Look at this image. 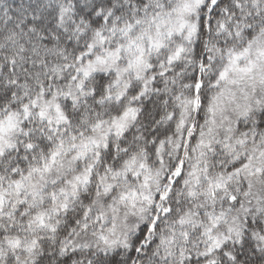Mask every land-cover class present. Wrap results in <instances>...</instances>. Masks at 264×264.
Wrapping results in <instances>:
<instances>
[{"label":"trees","instance_id":"1","mask_svg":"<svg viewBox=\"0 0 264 264\" xmlns=\"http://www.w3.org/2000/svg\"><path fill=\"white\" fill-rule=\"evenodd\" d=\"M183 1L0 0V124L25 106L32 109L22 124L21 139L0 159V176L5 181L44 165L61 140L85 137L96 124L130 107L138 110L137 122L129 131L101 151L90 191L76 196L80 208L64 219L66 227L59 228L54 241L48 242L53 237L41 241L42 250L23 264H264V248L248 232L242 240L205 251L201 230L183 224L185 214L198 203L180 179L163 200L167 211L158 212L156 207L154 214L153 203L154 227L145 224L126 250L99 253L64 247L76 231L73 220L88 201L109 188V181L131 153H141L149 164L155 163L157 147L174 137L183 109L192 112L197 91L200 102L195 126L205 119L221 83L228 51L239 41L247 43L264 21V6L254 18L251 9L243 12L246 5L252 8L253 0H219L213 9L211 0H203L196 11L192 39L175 33L163 47L145 50L148 65L142 76L123 75L122 57L107 59L108 54L116 55L118 45L151 33ZM98 58L110 67L101 69L96 64L85 73ZM41 95L58 99L67 125L54 129L37 115L39 108L32 103ZM4 225L12 226L18 235L24 224L23 220L16 225L1 221L0 242L9 235ZM2 248L4 264H15L22 256L19 250Z\"/></svg>","mask_w":264,"mask_h":264},{"label":"rangeland","instance_id":"2","mask_svg":"<svg viewBox=\"0 0 264 264\" xmlns=\"http://www.w3.org/2000/svg\"><path fill=\"white\" fill-rule=\"evenodd\" d=\"M202 1L184 0L151 33L118 45L116 55L108 54L107 59L122 57L123 75L142 76L148 65L145 50L163 47L175 33H184V40L192 39ZM218 1L211 0L210 8ZM261 1L253 0L252 8L246 5L243 12L251 9V17L258 16L264 6ZM250 36L247 43L239 41L228 51L221 83L205 119L195 126L200 102L197 91L191 101L192 112L184 108L174 137L157 147L155 163L149 164L141 153H131L109 181V188L88 201L79 217L75 215L76 231L64 247L99 253L126 250L145 224L154 227L153 203L154 214L156 207L158 212L167 211L163 200L180 179L198 203L185 214L183 224L201 230V245L207 253L242 240L246 232L264 248V21ZM105 60L96 59L85 73L96 64L101 69L110 67ZM32 104L48 126L59 129L67 125V115L56 97L41 95ZM30 110L25 106L1 122L0 159L21 139L22 124L29 119ZM137 119L138 110L130 107L96 124L85 137L61 140L50 160L25 176L6 181L0 176V223L16 225L23 220L24 224L18 235L12 226L4 225L9 235L0 242V264L6 255L3 246L8 251L19 250L22 256L15 264H23L42 250L41 241L52 237L48 242L54 241L59 228L66 227L63 221L67 215L80 208L79 195L90 191L101 151L128 132Z\"/></svg>","mask_w":264,"mask_h":264}]
</instances>
